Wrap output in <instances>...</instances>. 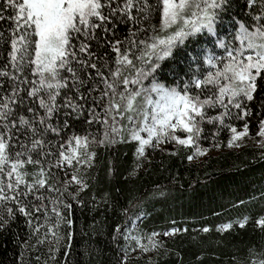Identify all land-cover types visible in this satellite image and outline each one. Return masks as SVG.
Returning <instances> with one entry per match:
<instances>
[{
	"label": "snow or ice",
	"instance_id": "obj_1",
	"mask_svg": "<svg viewBox=\"0 0 264 264\" xmlns=\"http://www.w3.org/2000/svg\"><path fill=\"white\" fill-rule=\"evenodd\" d=\"M248 140L264 152V0H0V232L23 224L18 264H77V207L118 212L117 264L190 231L245 229L248 216L146 232L150 196L127 185L153 155L192 162ZM121 146L136 164L97 194L100 150L115 177ZM253 223L264 232V215ZM229 264H264V244Z\"/></svg>",
	"mask_w": 264,
	"mask_h": 264
},
{
	"label": "trees",
	"instance_id": "obj_2",
	"mask_svg": "<svg viewBox=\"0 0 264 264\" xmlns=\"http://www.w3.org/2000/svg\"><path fill=\"white\" fill-rule=\"evenodd\" d=\"M250 131L255 134V121ZM228 135L227 130L221 134L225 143ZM100 153L98 166L92 170V183L97 188V194L105 188L114 190L124 187L123 177L136 164L132 153L126 146L120 147L115 157L120 175L115 177L105 174L106 165L111 163V153L103 150ZM188 154L182 149L176 156H151V162L144 163L134 182L127 185L137 197L150 196L144 204L149 215L140 228L146 232L153 229L159 231L173 226L170 223L173 219L178 225L190 228L193 224L197 228L200 225L218 226L221 222L243 216L249 217L248 226L224 235L215 231L209 234L190 231L183 236L166 238L167 252L162 250L143 256L132 253L129 264H180L177 253L183 258V264H201L197 255L204 257L205 264H229V256L237 249L264 244V232L253 223L264 215V152L253 140H248L244 147H224L217 155L209 156L198 164L189 162ZM151 193L156 195L152 197ZM124 200L125 196L121 195L120 203L123 204ZM72 219L76 233L72 242L73 253L77 264H117L119 253L110 243V234L121 219L118 212L110 209L104 215L77 207ZM16 232L21 237L26 235L22 223L14 226L11 232H0V264H18L23 249L17 244ZM124 243L121 241V244ZM32 264H35L34 260Z\"/></svg>",
	"mask_w": 264,
	"mask_h": 264
},
{
	"label": "rangeland",
	"instance_id": "obj_3",
	"mask_svg": "<svg viewBox=\"0 0 264 264\" xmlns=\"http://www.w3.org/2000/svg\"><path fill=\"white\" fill-rule=\"evenodd\" d=\"M218 153H219V150H213V151H210L208 155H206V156H204V157H199V158L193 160L192 162L197 163V164H198V163H201V162H203L207 157L212 156V155H217Z\"/></svg>",
	"mask_w": 264,
	"mask_h": 264
}]
</instances>
